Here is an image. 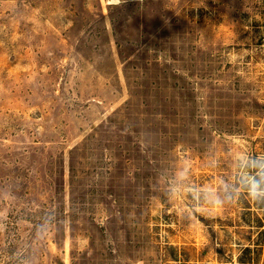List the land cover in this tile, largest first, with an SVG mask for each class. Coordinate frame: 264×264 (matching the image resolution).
<instances>
[{"label":"rangeland","instance_id":"rangeland-1","mask_svg":"<svg viewBox=\"0 0 264 264\" xmlns=\"http://www.w3.org/2000/svg\"><path fill=\"white\" fill-rule=\"evenodd\" d=\"M249 156L264 0H0V264H264Z\"/></svg>","mask_w":264,"mask_h":264},{"label":"clouds","instance_id":"clouds-1","mask_svg":"<svg viewBox=\"0 0 264 264\" xmlns=\"http://www.w3.org/2000/svg\"><path fill=\"white\" fill-rule=\"evenodd\" d=\"M116 4L127 3V0H115ZM240 166L245 170L234 189H243V195L256 205H264V156L241 158ZM239 191L226 192L225 198L217 197L211 201V207H221L240 195Z\"/></svg>","mask_w":264,"mask_h":264}]
</instances>
